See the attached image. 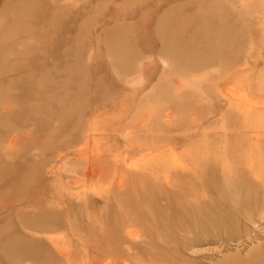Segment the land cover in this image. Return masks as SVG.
<instances>
[{
	"label": "rangeland",
	"instance_id": "rangeland-1",
	"mask_svg": "<svg viewBox=\"0 0 264 264\" xmlns=\"http://www.w3.org/2000/svg\"><path fill=\"white\" fill-rule=\"evenodd\" d=\"M0 264H264V0H0Z\"/></svg>",
	"mask_w": 264,
	"mask_h": 264
}]
</instances>
